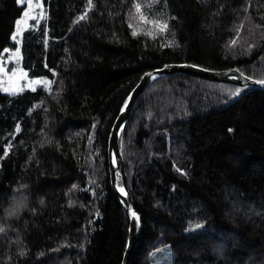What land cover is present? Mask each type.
I'll use <instances>...</instances> for the list:
<instances>
[{
    "label": "trees",
    "instance_id": "16d2710c",
    "mask_svg": "<svg viewBox=\"0 0 264 264\" xmlns=\"http://www.w3.org/2000/svg\"><path fill=\"white\" fill-rule=\"evenodd\" d=\"M88 2L42 0L41 24L22 33L24 69L49 86L11 95L0 82V264H122L130 217L109 140L145 73L186 63L264 80V0ZM24 12L0 0V60ZM120 149L143 224L131 264L165 245L172 264H264V89L158 78Z\"/></svg>",
    "mask_w": 264,
    "mask_h": 264
},
{
    "label": "water",
    "instance_id": "95a60500",
    "mask_svg": "<svg viewBox=\"0 0 264 264\" xmlns=\"http://www.w3.org/2000/svg\"><path fill=\"white\" fill-rule=\"evenodd\" d=\"M188 74L202 78L205 80L215 81V82H231L241 86L245 91H253L258 89H264V85L257 83L256 79H253L237 68H230L225 70H211L204 67L196 66L193 64H168L162 68H157L148 71L143 75L138 85L134 88L130 94L127 104L117 117L109 140V167L111 174V185L116 196L121 200L123 206L125 207L127 213L130 217V231L128 238V245L124 254L122 264H131L133 256L136 251L137 243L139 237L143 231L142 218L139 212L136 211L133 197L129 190L127 173L125 168V161L120 149V135L122 130L127 125L130 118L132 109L142 95V93L150 86L152 82L161 78L163 76L172 74ZM251 78V79H249ZM114 158H116V164L114 163ZM122 177L124 191L122 192L119 188L118 178ZM125 192L127 195H125ZM136 212L139 219L132 215Z\"/></svg>",
    "mask_w": 264,
    "mask_h": 264
},
{
    "label": "rangeland",
    "instance_id": "374dc122",
    "mask_svg": "<svg viewBox=\"0 0 264 264\" xmlns=\"http://www.w3.org/2000/svg\"><path fill=\"white\" fill-rule=\"evenodd\" d=\"M19 3L23 6H25V11H29V16L27 18L24 17V14L22 16L21 24L19 28L17 27V30L15 32L16 39L14 40L17 43V46L15 48H7L4 51L3 55L0 60V68H3L4 71L7 73V76L4 75V73H0V82H1V87L3 90L5 88L10 87V83L8 80V77H12L13 72L17 74L19 80L16 82L18 84V88L20 90L18 91H5L7 94H17L25 91L26 89H37L41 86H49L50 83L49 80L45 78H32L29 74L28 71L24 69L22 65V52L20 48L21 44V36L22 33L29 28H36L38 27L45 17V8L42 4V0H31V5L32 7L29 8V0H19ZM135 25L137 26L138 29L147 31L146 27L142 25V23H139V18L136 19ZM149 28L151 33H154L149 25ZM17 49H19V52L17 53ZM21 73H24L25 75L20 76ZM15 80V78H13ZM40 80L41 83H32L31 86H29V83L32 81ZM172 251L170 250L168 245L162 246L158 248L152 257V262L153 264H172Z\"/></svg>",
    "mask_w": 264,
    "mask_h": 264
},
{
    "label": "snow or ice",
    "instance_id": "6c2138e0",
    "mask_svg": "<svg viewBox=\"0 0 264 264\" xmlns=\"http://www.w3.org/2000/svg\"><path fill=\"white\" fill-rule=\"evenodd\" d=\"M18 2H19V0H18ZM31 7H32V5H31V0H29V8H31ZM88 7H89V8L94 7V5L92 4V0H89V2H88ZM141 7H142V6H141L140 3H136V4H135L136 11H137V13L140 14V19H141V20H143V21L146 22V23H153V24L157 25V26L160 28V30H166V29L168 28V25H167L166 22H162V21H148L147 18L144 17V15L142 14V12H141ZM28 16H29V11H25V12H24V17L27 18ZM86 16H87V13H85V15L80 16L79 19H80V20H83V19L86 18ZM21 22H22L21 20H17V21H16V24H17V27H18V28H19ZM130 26H131V25H130ZM136 34H137V32L134 30V31H133V35H136ZM149 34H150V33H149ZM12 39L15 40V39H16V36L13 35ZM170 43H171V42H170ZM232 43L234 44L235 41H232ZM5 51H8V50H5ZM18 52H19V49H17V53H18ZM0 73H4V75L7 76V73L4 71L3 68H0ZM23 75H25V74H24V73H21V74H20V76H23ZM13 78H15V80H14ZM19 78H20V77H18L17 74H16L15 72H13L12 77H8V80H9V83H10V87L5 88L4 91H13V92H15V91L20 90V89L18 88V84L16 83V82L19 80ZM249 79H251V78H249ZM32 83H41V81H40V80L32 81V82L29 83V86H31ZM48 83H50V82H48ZM257 83H260V84L264 85V80H259V81H257ZM33 90H34V89H33ZM239 91H240V90L238 89L237 92L233 93V95H237V94L239 93ZM229 131H232V129H229ZM177 170H178V171H182V170H180V169H177ZM184 174L186 175V173H184ZM75 187H76V186L73 185V188H75ZM121 191L123 192L124 189L122 188ZM125 195H127L126 192H125ZM41 203H43V201H41ZM132 215H133L134 217H136L137 219H139V217H138V215H137L136 212H133ZM196 227L199 228V227H201V225L197 224ZM0 231H2V229H0Z\"/></svg>",
    "mask_w": 264,
    "mask_h": 264
},
{
    "label": "bare ground",
    "instance_id": "6f19581e",
    "mask_svg": "<svg viewBox=\"0 0 264 264\" xmlns=\"http://www.w3.org/2000/svg\"><path fill=\"white\" fill-rule=\"evenodd\" d=\"M116 162H117V161H116V158H114V163L116 164Z\"/></svg>",
    "mask_w": 264,
    "mask_h": 264
}]
</instances>
